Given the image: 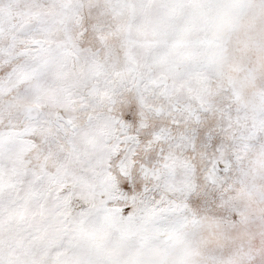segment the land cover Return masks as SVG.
Returning a JSON list of instances; mask_svg holds the SVG:
<instances>
[{"label": "snow or ice", "instance_id": "obj_1", "mask_svg": "<svg viewBox=\"0 0 264 264\" xmlns=\"http://www.w3.org/2000/svg\"><path fill=\"white\" fill-rule=\"evenodd\" d=\"M0 264H264V0H0Z\"/></svg>", "mask_w": 264, "mask_h": 264}]
</instances>
